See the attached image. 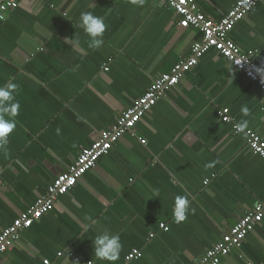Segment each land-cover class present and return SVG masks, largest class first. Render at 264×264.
Instances as JSON below:
<instances>
[{"label":"crops","instance_id":"crops-1","mask_svg":"<svg viewBox=\"0 0 264 264\" xmlns=\"http://www.w3.org/2000/svg\"><path fill=\"white\" fill-rule=\"evenodd\" d=\"M236 1L195 4L218 21ZM88 11L107 25L98 49L88 48L78 27ZM178 22L160 0L140 7L129 0H33L8 13L0 26V86L18 85L20 112L7 151H0V233L200 40ZM229 38L264 67V0ZM242 105L249 117H242ZM223 108L229 124L217 116ZM241 119L264 140V94L207 52L51 212L21 232L0 264H75L67 253L100 264L91 240L105 230L121 238L116 264H195L264 200V160L234 132ZM182 194L190 211L177 223L172 208ZM133 250L139 258L126 261ZM220 264H264V218Z\"/></svg>","mask_w":264,"mask_h":264},{"label":"built area","instance_id":"built-area-1","mask_svg":"<svg viewBox=\"0 0 264 264\" xmlns=\"http://www.w3.org/2000/svg\"><path fill=\"white\" fill-rule=\"evenodd\" d=\"M33 0H1L0 1V26L5 22L8 13L16 10L21 2ZM179 17L178 26L181 29L196 30L201 34L200 40L194 41L188 54L179 60L170 72L160 75L153 80L146 92L133 105L123 111L115 124L107 131L100 132L91 146L84 148L77 159L62 174H59L48 187L46 193L40 196L35 204L20 214L9 226L0 233V258L20 238L25 229L38 222L44 215L51 212L59 197L72 190L78 180L92 170L98 160L109 154L120 138L133 132L141 119L161 100L167 92L176 87L184 78V75L195 68L204 54L215 51L222 59L227 61L233 70L239 73L248 82L255 84L264 94V67L255 62L253 51H242L229 34L233 27L261 0H238L233 4L227 14L218 21L206 18L201 14L195 4V0H160ZM258 69L262 71H257ZM107 71V67L103 69ZM219 120L223 124L231 122L229 109L223 108L217 112ZM233 130L234 125H233ZM236 133V132H235ZM258 137V138H257ZM247 147L254 154L264 160V140L260 135L250 131L246 136ZM144 144V140H140ZM210 179L204 180V185ZM264 218V200L257 202L252 209L246 212L239 221L225 233L221 240L209 248L195 264H220L223 257L233 250H238L246 236L262 222ZM159 228L167 231L168 228L161 224ZM152 237V236H151ZM66 254V253H65ZM63 253H59L61 257ZM67 255L75 264H94L91 261H82L71 253ZM140 252L133 250L126 257V261L137 260ZM44 264H49L44 261Z\"/></svg>","mask_w":264,"mask_h":264},{"label":"clouds","instance_id":"clouds-1","mask_svg":"<svg viewBox=\"0 0 264 264\" xmlns=\"http://www.w3.org/2000/svg\"><path fill=\"white\" fill-rule=\"evenodd\" d=\"M145 0H129L133 6H143ZM78 27L88 37L87 46L90 49H98L104 43V33L107 25L104 17L95 15L93 12H82L79 16ZM74 43L79 44V40ZM257 71H262L258 69ZM19 87L15 82H8L0 86V151L6 152L9 143V136L17 126L16 117L20 112V103L16 99ZM242 117L251 115L249 107L242 105L240 108ZM250 121L241 119L234 124L237 134L249 135ZM258 138V137H257ZM158 195V193H156ZM190 211V201L187 194L177 195L173 203V218L179 223L187 218ZM93 254L100 264H116L120 259L122 242L118 233H111L107 230L95 235L91 240Z\"/></svg>","mask_w":264,"mask_h":264}]
</instances>
